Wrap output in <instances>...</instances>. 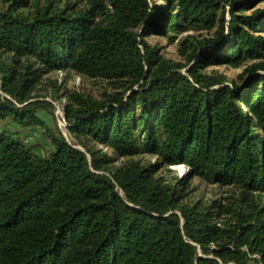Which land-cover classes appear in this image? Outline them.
I'll use <instances>...</instances> for the list:
<instances>
[{
  "label": "trees",
  "instance_id": "trees-1",
  "mask_svg": "<svg viewBox=\"0 0 264 264\" xmlns=\"http://www.w3.org/2000/svg\"><path fill=\"white\" fill-rule=\"evenodd\" d=\"M163 1H0V121L45 126L53 145L41 156L0 132V264H264V0ZM152 30L212 33L187 35L182 63ZM246 61L237 79L215 68ZM55 70L114 84L71 95L70 132L157 163L113 167L52 129L39 111L52 105L32 99ZM178 164L241 198L188 202L184 180L157 175Z\"/></svg>",
  "mask_w": 264,
  "mask_h": 264
},
{
  "label": "rangeland",
  "instance_id": "rangeland-1",
  "mask_svg": "<svg viewBox=\"0 0 264 264\" xmlns=\"http://www.w3.org/2000/svg\"><path fill=\"white\" fill-rule=\"evenodd\" d=\"M1 1V0H0ZM49 0H40V2H48ZM58 5H64L68 1L74 0H51ZM152 5L164 6L163 0H150ZM264 6V4H262ZM226 16L229 18L228 8ZM210 31H188L185 32L175 40L171 41L168 36L159 34L157 31L152 30L149 32L147 40L155 45L160 52L168 59L175 62L184 63L186 58L180 50V42L187 35H196L197 37H203L210 35ZM253 61H246L240 67H234L232 64H220L216 65L220 73H223L229 77L230 80L237 79L238 75L242 73L245 68ZM2 81V74L0 73V85ZM114 84L111 81L99 78L82 75L68 70H55L43 76V78L37 83L33 91L32 100H44L50 103L52 106L41 108L39 111L44 116L45 122L52 128H58L60 133L66 138V140L84 151L87 152V147L95 150H100L103 153L111 156L113 162L112 166H119L129 160L141 161L143 164H155L157 163V157L150 154H140L133 157H118L114 152L105 144L99 141H92L86 138H80L77 135L70 132L69 121L66 117V106L71 101V95L73 93H79L86 96H91L97 99H103L107 94L112 93L114 90ZM15 132L21 140L28 144L32 150L41 156H45L53 149L50 138L46 134V127L41 125H35L30 127H22L15 123L11 119H5L0 121V132ZM83 140L87 146L81 142ZM91 160L90 154L88 155ZM188 166L185 164L173 165L170 167H162L158 169L157 175L162 176L168 182H177L179 179L184 180V187H186L188 196L186 200L195 204L201 202L202 204H209L214 200H218L222 204H231L234 200L241 198V190L234 186H220L218 184H210L198 176L190 175ZM261 197H264L262 195ZM239 203V202H237ZM243 205V204H242ZM258 259L259 256L255 255ZM250 264H262L259 261H250Z\"/></svg>",
  "mask_w": 264,
  "mask_h": 264
},
{
  "label": "built area",
  "instance_id": "built-area-1",
  "mask_svg": "<svg viewBox=\"0 0 264 264\" xmlns=\"http://www.w3.org/2000/svg\"><path fill=\"white\" fill-rule=\"evenodd\" d=\"M189 169V168H188Z\"/></svg>",
  "mask_w": 264,
  "mask_h": 264
},
{
  "label": "water",
  "instance_id": "water-1",
  "mask_svg": "<svg viewBox=\"0 0 264 264\" xmlns=\"http://www.w3.org/2000/svg\"><path fill=\"white\" fill-rule=\"evenodd\" d=\"M201 254V253H200Z\"/></svg>",
  "mask_w": 264,
  "mask_h": 264
}]
</instances>
